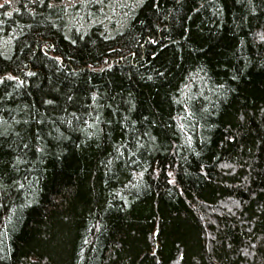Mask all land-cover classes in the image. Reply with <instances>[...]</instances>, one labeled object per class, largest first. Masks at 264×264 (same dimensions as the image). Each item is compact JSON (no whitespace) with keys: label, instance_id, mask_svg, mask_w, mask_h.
<instances>
[{"label":"trees","instance_id":"1","mask_svg":"<svg viewBox=\"0 0 264 264\" xmlns=\"http://www.w3.org/2000/svg\"><path fill=\"white\" fill-rule=\"evenodd\" d=\"M0 264H264V0H0Z\"/></svg>","mask_w":264,"mask_h":264}]
</instances>
